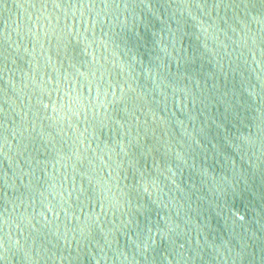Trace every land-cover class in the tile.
I'll list each match as a JSON object with an SVG mask.
<instances>
[{
	"label": "water",
	"instance_id": "1",
	"mask_svg": "<svg viewBox=\"0 0 264 264\" xmlns=\"http://www.w3.org/2000/svg\"><path fill=\"white\" fill-rule=\"evenodd\" d=\"M0 264H264V0H0Z\"/></svg>",
	"mask_w": 264,
	"mask_h": 264
}]
</instances>
